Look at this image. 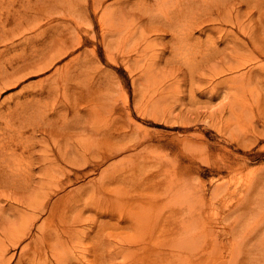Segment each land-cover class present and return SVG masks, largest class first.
Instances as JSON below:
<instances>
[{
  "label": "bare ground",
  "instance_id": "1",
  "mask_svg": "<svg viewBox=\"0 0 264 264\" xmlns=\"http://www.w3.org/2000/svg\"><path fill=\"white\" fill-rule=\"evenodd\" d=\"M142 1L146 4L136 8L144 11L148 26L141 28L139 21L130 19L134 15L130 0H0V95L29 75L53 69L30 85L41 87L27 92L33 95L27 103L35 109L27 123L0 124V196L14 199L0 206L13 210V219L0 218V264H264V175L259 178L263 180L248 175L242 183L217 184L216 191L223 188L224 193L217 201L206 202L202 187L189 181L201 133L177 139L183 151L174 152L172 177L166 173V164L143 158L131 170L109 166L100 180L58 192L98 171L120 151L154 139L160 146L166 144L159 134L136 130L134 112L149 111L151 90L143 94L145 102L132 104L121 97L119 82H112L117 87L107 88L87 107L86 95L93 87H83L81 79L91 73L88 65L97 61L98 45L58 62L80 49L88 37L98 41L111 63L123 62L136 94L138 82L153 76L143 56L160 39L159 34L171 33L173 44L182 48L179 44L188 42L185 45L191 47L197 29L208 39L222 33L210 46L199 43L204 49L198 52L215 61L211 90L224 88L222 94L234 98V91L252 80L264 86V0ZM135 37L143 40L141 50L137 44L129 47ZM218 42L231 50L220 49ZM188 49L182 53L190 61L199 53ZM216 77L223 78L214 82ZM60 91L67 96L56 98ZM155 95L154 107L164 91ZM42 100L54 101L51 113L40 111ZM239 100L237 96L230 103V113L243 110L240 107L245 104ZM84 108L88 117L67 119L66 110L76 115ZM28 125L31 133L25 136ZM244 134L250 144L264 140V115L253 120ZM21 139L27 143L21 151L29 153L27 163L18 159ZM186 159L191 164H184ZM248 167L247 157L235 155L217 166L218 171L241 174ZM85 188L93 191L86 198ZM258 188L253 197L242 195ZM137 201L146 203L143 211L129 207ZM204 206L215 212L206 216L200 211ZM228 211L237 214L230 227L222 222ZM43 214L47 217L39 224ZM200 218L208 227H198ZM71 245L75 251L64 250ZM81 248L87 249L92 260ZM119 256L124 261H117Z\"/></svg>",
  "mask_w": 264,
  "mask_h": 264
},
{
  "label": "rangeland",
  "instance_id": "2",
  "mask_svg": "<svg viewBox=\"0 0 264 264\" xmlns=\"http://www.w3.org/2000/svg\"><path fill=\"white\" fill-rule=\"evenodd\" d=\"M130 2L128 6L132 10V13H134L130 19L139 21L138 26L141 28L148 26L146 25L148 23L147 16L143 14L144 11H140V9L136 8L139 6V3L145 2L142 0H130ZM98 30L99 27H96V31ZM139 30L140 28L138 31ZM221 34L222 33H216L208 39L204 33H201L197 29L195 30L193 39V43L195 44L189 47V45H185L188 42H183L179 44L182 48H179L177 44H173L171 33H160V39L154 40L155 45H149V48L144 52L143 62L152 70L153 76H151L150 79L147 78L145 81L138 82V94L134 92L131 73L123 62L120 60L116 64L111 63L106 58L103 47L99 45L97 40L94 41L93 38L88 37V40H86L80 49L59 61L58 64H62L77 54L92 51L94 46L98 45L99 57L97 61L88 65V69L91 73L81 79V81L83 80L81 82L83 87H88L89 85L93 87V91L91 90L92 93L86 95L88 96L86 103L90 102L87 104V107H90L91 101H94L98 95H103L108 90L107 88H116L117 84H113L112 82H119L121 97H123V100H128L132 104L135 102H145L147 99H145L146 97L143 94H145L147 90H151L152 97L150 99L148 98L150 101L149 111L144 113L138 111L134 112L133 118L136 122V130L138 132L150 131L156 135L159 134L158 137L162 139L161 143H166L165 146H160V141L154 139L136 149L130 148L129 150L120 151L109 161L105 162L98 171L74 180V182L66 186L63 191L59 190V194H63L68 190L84 188L91 184L92 180H100L103 176L102 170L106 167L111 166L118 170H131L132 167L139 164L143 158H148L150 162L155 164H166V173L168 177H172L176 171L174 169L175 163L173 160L174 152L183 151L182 145L178 143L177 139L189 133H201L203 136V140L200 141L197 139V141H199L194 151V171L190 175L189 181L195 183L196 186L199 184V187H202L204 200L206 202L210 203V201H217L224 193L223 188L216 191L215 186L217 184H221V186L224 187L231 186L238 181L242 183L246 181L248 175L256 177L258 180H263L259 178L264 175V140L257 144H250L245 140L244 133L253 120L258 121L259 117L264 115V86H262V83H257L256 80H252L250 85H240V88L234 91V98L236 99L238 96L240 98L239 101H243L246 106H241L240 108L243 110L236 111V114L230 113L229 106L234 99L233 95L231 94L230 97H227L226 94L223 95L222 91H224V88L211 90L213 84H211L210 81V73L214 70L215 61L208 60L204 54L198 52L204 49V47H201L202 45H199L200 42H204V46H210L215 40L219 39ZM152 38L155 39V35H153ZM152 38L150 37L149 41H151ZM135 44H137L141 50L143 48L142 38L135 37L131 41L129 47ZM216 45L220 49H223L225 46V44L220 42ZM0 48L2 49L3 45H0ZM187 48H189L188 50L194 49L199 54L196 55L195 58L191 57L189 61L187 60L188 56L182 53ZM224 49H227V51L231 50V48ZM261 62L264 63V60ZM52 71L53 69H50L47 72L29 75L22 79L17 85L1 93L0 124H2V126L5 127L6 123H12L13 126L16 127L20 122L27 123V119L31 118L33 111H35V109L29 106V101L33 95L27 92L35 91L41 87V85H35L34 87L30 85L39 83L41 79ZM133 75L136 76L137 74ZM222 78L223 77H216L214 82ZM162 90L164 91V96L156 103V107H154V101L157 99L155 93L161 92ZM25 92L29 95L17 97L19 94ZM114 94H118V92H114ZM68 95H72V92L68 93ZM54 96L58 99H62V97L67 96V93L63 94V92L60 91L55 93ZM2 102L4 103L3 105L1 104ZM46 102L47 103L42 100V110L40 111H48L51 113L53 111L54 101ZM16 103H18V105H15ZM87 110V108H84L76 115L70 110H66L68 115L67 119L75 120L81 115H86L88 117L89 114ZM60 112H64V110L60 108ZM21 129V127L18 128V130ZM24 132L25 136H28L31 133V126L28 125L24 129ZM24 140L25 139H21L22 146L18 149V159H20L21 162L27 163L30 160L29 153L27 151L21 152L22 150H26L25 146L27 143ZM219 145L225 146L227 149L231 150V152L227 151V149L220 148ZM184 146L187 147V145ZM39 149L40 147L37 148V150ZM135 153L139 154L136 155ZM234 155L239 157L245 156L249 159L248 171L246 170L244 174L238 172L230 173L226 170L218 171L217 166L227 161L229 158H232ZM184 164H191V162L186 159ZM137 170H140V167H137ZM55 174L56 178L60 176L57 169L55 170ZM85 189L84 197L86 198L93 191L90 188ZM258 190L259 188L252 192L244 191L242 195L247 193L248 196L250 195L253 197L257 194ZM13 200L14 199L9 195H1L0 206L7 205L8 202H12ZM120 203H125V201H121ZM145 205L146 203L137 201L131 203L129 207L133 210L143 211V209L146 208ZM169 208L170 207L166 206V209ZM200 211H205V215L210 216L215 212V209L204 206V208H200ZM12 213L13 210L9 209L4 211L0 209V218L7 217L13 219ZM236 216L237 214L235 213L230 215L228 211L225 213V218H223L222 222L230 227V224L236 221ZM46 217L47 214L41 215L38 223L40 224ZM197 225L199 228L208 227L207 223L202 218L198 219ZM85 244L89 245L88 243ZM64 250L75 251V247L71 245ZM82 250L83 248H81L80 251L86 255L87 259L92 260L93 256L88 254L87 249ZM13 252H15V250L12 249L10 253L12 254ZM116 260L119 262L124 261L122 256H119ZM128 261L130 262L131 260ZM134 261L137 262L133 259V262Z\"/></svg>",
  "mask_w": 264,
  "mask_h": 264
}]
</instances>
